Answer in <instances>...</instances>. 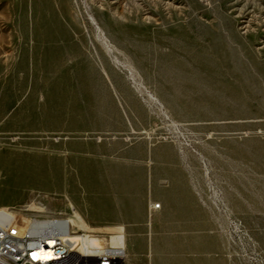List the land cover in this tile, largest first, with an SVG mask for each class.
<instances>
[{"label":"rangeland","instance_id":"374dc122","mask_svg":"<svg viewBox=\"0 0 264 264\" xmlns=\"http://www.w3.org/2000/svg\"><path fill=\"white\" fill-rule=\"evenodd\" d=\"M0 209L264 264V0H0Z\"/></svg>","mask_w":264,"mask_h":264},{"label":"built area","instance_id":"2783aa9c","mask_svg":"<svg viewBox=\"0 0 264 264\" xmlns=\"http://www.w3.org/2000/svg\"><path fill=\"white\" fill-rule=\"evenodd\" d=\"M72 228L60 218L27 219L0 209V264H123L114 249L72 245Z\"/></svg>","mask_w":264,"mask_h":264},{"label":"bare ground","instance_id":"6f19581e","mask_svg":"<svg viewBox=\"0 0 264 264\" xmlns=\"http://www.w3.org/2000/svg\"><path fill=\"white\" fill-rule=\"evenodd\" d=\"M65 222L70 223L72 226H76L77 225L76 222H72L71 220H65ZM67 240L72 245L78 246L79 248H103L102 246L94 245L93 241H95V239L91 238V237H89L87 235H84V234L72 233L69 236H67ZM120 242H121V244H123L122 240H120ZM106 247L116 250V252H117V254L119 256L118 258H120L119 263L123 262L122 260H124V257H125L124 250H123L124 247L120 248L119 246H116V245L115 246H110L109 242H108V245Z\"/></svg>","mask_w":264,"mask_h":264}]
</instances>
